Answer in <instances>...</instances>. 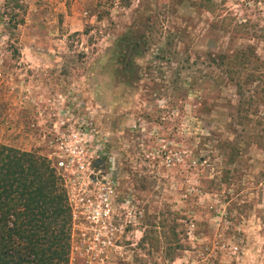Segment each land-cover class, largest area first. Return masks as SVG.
<instances>
[{"label": "rangeland", "instance_id": "rangeland-1", "mask_svg": "<svg viewBox=\"0 0 264 264\" xmlns=\"http://www.w3.org/2000/svg\"><path fill=\"white\" fill-rule=\"evenodd\" d=\"M203 1L0 0V144L84 122L140 264H264V0Z\"/></svg>", "mask_w": 264, "mask_h": 264}, {"label": "trees", "instance_id": "trees-1", "mask_svg": "<svg viewBox=\"0 0 264 264\" xmlns=\"http://www.w3.org/2000/svg\"><path fill=\"white\" fill-rule=\"evenodd\" d=\"M23 1L3 0L6 27L23 23ZM203 4L213 6L210 0ZM70 225L63 188L50 163L0 144V264H67Z\"/></svg>", "mask_w": 264, "mask_h": 264}, {"label": "built area", "instance_id": "built-area-1", "mask_svg": "<svg viewBox=\"0 0 264 264\" xmlns=\"http://www.w3.org/2000/svg\"><path fill=\"white\" fill-rule=\"evenodd\" d=\"M83 123L68 129L61 122L53 136L57 151L51 167L62 185L71 223L67 264H140L138 249L126 245L124 233L113 226V194L111 180L102 175L101 139L91 146L85 137L92 130L85 131ZM96 160L103 163L96 165ZM206 258L201 256L198 263L208 264Z\"/></svg>", "mask_w": 264, "mask_h": 264}, {"label": "water", "instance_id": "water-1", "mask_svg": "<svg viewBox=\"0 0 264 264\" xmlns=\"http://www.w3.org/2000/svg\"><path fill=\"white\" fill-rule=\"evenodd\" d=\"M94 163H95L96 165H99V164L102 163V160H96Z\"/></svg>", "mask_w": 264, "mask_h": 264}, {"label": "flooded vegetation", "instance_id": "flooded-vegetation-1", "mask_svg": "<svg viewBox=\"0 0 264 264\" xmlns=\"http://www.w3.org/2000/svg\"><path fill=\"white\" fill-rule=\"evenodd\" d=\"M102 163H103V162H102ZM102 163H101V164H102Z\"/></svg>", "mask_w": 264, "mask_h": 264}]
</instances>
